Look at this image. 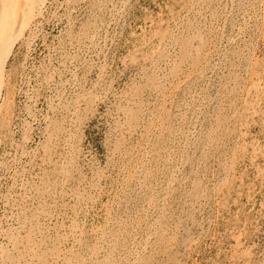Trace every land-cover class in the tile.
Segmentation results:
<instances>
[{"label":"rangeland","instance_id":"1","mask_svg":"<svg viewBox=\"0 0 264 264\" xmlns=\"http://www.w3.org/2000/svg\"><path fill=\"white\" fill-rule=\"evenodd\" d=\"M4 2L0 264H264V0Z\"/></svg>","mask_w":264,"mask_h":264},{"label":"bare ground","instance_id":"2","mask_svg":"<svg viewBox=\"0 0 264 264\" xmlns=\"http://www.w3.org/2000/svg\"><path fill=\"white\" fill-rule=\"evenodd\" d=\"M4 11L9 10V0H5L4 2ZM8 8V9H7ZM5 14V13H4ZM20 13H18V16ZM18 19V17H17ZM6 19L4 18V21L0 23V85L3 83V77H4V69L7 63L8 58L10 57V54L12 53V48L10 45L11 42L16 38L15 36L18 35L19 31V23H16L15 26H13L12 30L9 31L5 29L4 26ZM188 45V44H187ZM185 55V54H184ZM183 55V57H184ZM173 88V87H172ZM248 94V93H247ZM66 107V106H65ZM130 111V110H129ZM138 115V114H137ZM1 116V115H0ZM246 117V116H245ZM154 118V117H153ZM0 123H1V118H0ZM165 124V123H164ZM123 130V129H122ZM162 132V131H161ZM69 139V138H68ZM72 145V144H71ZM129 164V163H128ZM133 169V168H132ZM148 170V169H147ZM69 172V171H68ZM67 172V174H68ZM153 173V172H152ZM161 173V172H160ZM164 173V172H163ZM141 176V175H140ZM149 183V182H148ZM46 189V188H45ZM156 201V200H155ZM118 207V206H117ZM109 210V209H108ZM154 214V213H153ZM139 217V216H138ZM129 219V218H128ZM134 221V220H133ZM136 224V223H135ZM158 224V223H157ZM144 226V225H143ZM46 227V226H45ZM48 230V229H47ZM114 230V229H113ZM155 230V229H154ZM41 232V231H40ZM106 232V231H105ZM132 232V231H131ZM160 232V231H159ZM102 233V232H101ZM19 234V233H18ZM34 234V233H33ZM31 236V235H30ZM101 236V235H100ZM118 236V235H117ZM60 237V236H59ZM147 237V236H146ZM47 238V237H46ZM134 241V240H133ZM149 242V241H148ZM30 243V242H29ZM173 243V242H172ZM113 244V243H112ZM122 244V243H121ZM43 245V243H42ZM46 245V244H45ZM116 245V244H115ZM150 245V244H149ZM35 246V245H34ZM125 246V245H124ZM39 248V247H38ZM94 248V247H93ZM33 250V248H32ZM158 250V249H157ZM47 252V251H46ZM57 252V251H56ZM103 252V251H102ZM107 252V251H106ZM58 253V252H57ZM8 254V253H6ZM44 254V253H43ZM66 254V253H65ZM5 255V254H4ZM60 255V254H59ZM63 255V253H62ZM125 255V254H124ZM61 256V255H60ZM64 256V255H63ZM70 256V255H69ZM58 257V256H57ZM90 258V257H89ZM99 258V257H98ZM12 259V258H11ZM59 259V258H58ZM72 259V258H71ZM160 259V258H159ZM68 260V259H67ZM43 261V260H42ZM63 261V260H62ZM91 261V260H90ZM32 262V260H31ZM38 262V261H37ZM56 262V261H55ZM66 262V261H65ZM110 262V261H109ZM116 262V261H115ZM140 262V261H139ZM62 263V262H61ZM72 264V263H71Z\"/></svg>","mask_w":264,"mask_h":264}]
</instances>
